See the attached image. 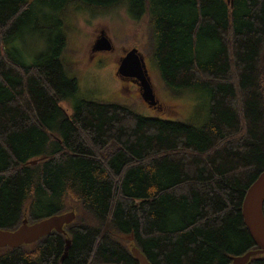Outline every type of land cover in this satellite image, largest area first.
<instances>
[{"label":"trees","instance_id":"obj_1","mask_svg":"<svg viewBox=\"0 0 264 264\" xmlns=\"http://www.w3.org/2000/svg\"><path fill=\"white\" fill-rule=\"evenodd\" d=\"M121 7L146 19L165 86L208 94L204 122L108 100H79L72 113L62 104L79 89L66 17ZM45 13L52 37L29 61L23 41ZM263 170L264 0H0V227L79 216L0 247V264H140L132 246L151 264H229L259 248L243 202Z\"/></svg>","mask_w":264,"mask_h":264},{"label":"rangeland","instance_id":"obj_2","mask_svg":"<svg viewBox=\"0 0 264 264\" xmlns=\"http://www.w3.org/2000/svg\"><path fill=\"white\" fill-rule=\"evenodd\" d=\"M77 11L66 17L68 39L64 59L69 73L78 79L79 87L75 96L62 100L69 113L73 112L79 100H108L131 105L137 112L148 117L193 124L206 120L209 110V96L206 92L186 90L176 93L165 86L155 60L144 47L148 38L146 19L139 23L124 7L106 12ZM54 23L55 16H49V13L35 19L39 29L27 34L23 41V53L32 57L24 56L27 60L32 61L47 50L53 32L50 27ZM102 32L110 38L112 49L93 52L92 47ZM132 47L139 48L145 57L156 104L145 98L138 83L123 82L116 74L120 58Z\"/></svg>","mask_w":264,"mask_h":264},{"label":"water","instance_id":"obj_3","mask_svg":"<svg viewBox=\"0 0 264 264\" xmlns=\"http://www.w3.org/2000/svg\"><path fill=\"white\" fill-rule=\"evenodd\" d=\"M95 48L97 50H111L112 43L102 33L95 42ZM118 73L124 76L136 77L137 81L135 82L140 85L145 98L152 104H156V95L145 57L137 47L130 48L125 52L119 62ZM33 163H36V161ZM75 216V212L70 211L52 215L34 223L24 219L23 223L15 230L0 227V247H17L22 244H30L49 234L54 229L64 232V225L71 223ZM243 216L259 248L243 255L234 256L233 261L229 264H246L253 255L264 254V170L247 190L243 202ZM130 240H133V234L130 236ZM70 243L71 240L67 238L66 249L69 248ZM131 251L140 264H151L145 254L136 246H132Z\"/></svg>","mask_w":264,"mask_h":264},{"label":"flooded vegetation","instance_id":"obj_4","mask_svg":"<svg viewBox=\"0 0 264 264\" xmlns=\"http://www.w3.org/2000/svg\"><path fill=\"white\" fill-rule=\"evenodd\" d=\"M103 34H105V32H102ZM102 33L100 34V36L102 35ZM106 36H108L107 34H105ZM92 51L93 52H98V50L95 48V44L93 45L92 47ZM123 57V56H122ZM121 59V58H120ZM119 63V62H118ZM119 66V64H118ZM118 66H117V70H116V74L117 76L123 81V82H135L137 81V78L136 77H132V76H124V75H121L120 73H118ZM137 83V82H136ZM140 86V85H139ZM142 90V89H141ZM156 103H157V100H156Z\"/></svg>","mask_w":264,"mask_h":264},{"label":"crops","instance_id":"obj_5","mask_svg":"<svg viewBox=\"0 0 264 264\" xmlns=\"http://www.w3.org/2000/svg\"><path fill=\"white\" fill-rule=\"evenodd\" d=\"M108 37V36H107ZM109 38V37H108ZM110 39V38H109ZM111 41V40H110ZM112 43V42H111ZM133 48V47H132ZM139 49V48H138ZM141 52V51H140ZM142 53V52H141ZM122 58V57H121ZM121 60V59H120ZM120 60H119V62H120ZM119 64V63H118ZM119 67V66H118ZM148 68V67H147Z\"/></svg>","mask_w":264,"mask_h":264}]
</instances>
